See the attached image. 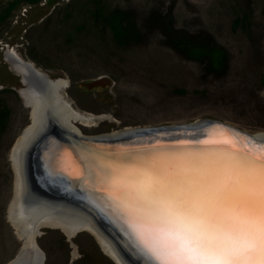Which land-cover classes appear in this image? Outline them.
I'll list each match as a JSON object with an SVG mask.
<instances>
[{
    "label": "rangeland",
    "instance_id": "obj_1",
    "mask_svg": "<svg viewBox=\"0 0 264 264\" xmlns=\"http://www.w3.org/2000/svg\"><path fill=\"white\" fill-rule=\"evenodd\" d=\"M12 53L65 81L84 135L201 119L264 133V0H0V264L24 246L11 153L32 123ZM71 235L39 227L41 264H118L90 231Z\"/></svg>",
    "mask_w": 264,
    "mask_h": 264
},
{
    "label": "snow or ice",
    "instance_id": "obj_2",
    "mask_svg": "<svg viewBox=\"0 0 264 264\" xmlns=\"http://www.w3.org/2000/svg\"><path fill=\"white\" fill-rule=\"evenodd\" d=\"M110 180L152 264H264V154L169 151Z\"/></svg>",
    "mask_w": 264,
    "mask_h": 264
},
{
    "label": "water",
    "instance_id": "obj_3",
    "mask_svg": "<svg viewBox=\"0 0 264 264\" xmlns=\"http://www.w3.org/2000/svg\"><path fill=\"white\" fill-rule=\"evenodd\" d=\"M28 70L31 75L25 78V84L35 83L45 91L49 78L33 66H29ZM24 82L21 76L23 86ZM210 126L216 127L217 132L223 135L213 136L208 133ZM49 127L50 130L47 127V131L36 138L28 152L32 154V161L37 163V169L41 170L43 176L49 174L45 167L54 163L64 144L74 157L77 156L88 166L85 170L87 177L73 176L67 182L32 177L34 183L30 182L29 177L26 183L29 199L26 202L44 201L54 207L72 205L83 209L115 240L134 264H152L143 253L137 235L138 232L146 234V229L129 216L122 202L116 198L109 173L112 168L109 165L133 167L149 157L169 151L206 152L213 155L264 154V137L213 119H201L187 124L128 127L94 136L77 135L58 121H52ZM144 135L150 137L141 139ZM41 160L49 161L45 166L43 164L42 169ZM23 253L24 248L15 257L17 263L22 258L24 260ZM127 262L125 264H130Z\"/></svg>",
    "mask_w": 264,
    "mask_h": 264
},
{
    "label": "bare ground",
    "instance_id": "obj_4",
    "mask_svg": "<svg viewBox=\"0 0 264 264\" xmlns=\"http://www.w3.org/2000/svg\"><path fill=\"white\" fill-rule=\"evenodd\" d=\"M10 55V57H8L10 60L9 62H11L13 68L21 74L23 82L26 81L25 78L31 75L28 67L32 65L20 60L17 55L15 56V53ZM64 83L65 81L63 80H49L45 91L40 86L35 85V83L32 85L25 84L26 87L22 88L20 92L25 102L31 107L32 123L24 131L23 136L17 141L11 153L15 173V187L8 208V217L15 227V230L20 234L19 236L25 238L23 244V255L25 256L23 261L22 258L21 261H18L17 263L15 258V260L12 261L13 263L11 262L10 264L42 263L40 257H37L38 251L35 245V235L38 232L39 227L43 225L57 227L68 236L75 234V232L79 230L86 229L95 236L104 251L107 252L118 264H125V261L134 264L129 260L128 256H126L115 240L83 209L80 210L79 207L72 205L69 206L75 210L73 211V209L69 207H54L50 205L51 203L48 202L49 204H47L44 201L41 203L26 202L29 199L26 190V183H28L29 177H31V183H34L33 179L42 177L56 181L60 179L59 181L64 182H67L69 178L73 179V176L87 177L85 170L88 166L77 156L74 157L72 152H70L64 144L61 145L59 150L60 154L54 159V163L49 167H45L49 172V174H46L45 176H43L41 170L39 171L37 169V163L32 161V154L28 153L36 138L44 131H47V127L49 130L51 129L49 126L52 121H58L63 127L75 132L77 135H84L75 125L72 124L71 120L79 119L88 123L89 119L81 116L65 104L59 94V89ZM217 131L216 127H211L207 130V132L211 133L213 136L223 135ZM258 135L264 137V133ZM149 137L150 136L144 135L141 139H148ZM48 162L49 161L44 162L41 160L40 168L42 169L43 164L45 166ZM109 166L112 168L109 172L111 174L118 169L131 168L129 166Z\"/></svg>",
    "mask_w": 264,
    "mask_h": 264
}]
</instances>
